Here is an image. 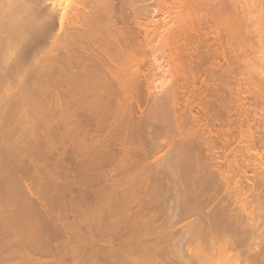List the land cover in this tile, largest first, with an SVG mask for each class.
Segmentation results:
<instances>
[{
    "label": "bare ground",
    "instance_id": "obj_1",
    "mask_svg": "<svg viewBox=\"0 0 264 264\" xmlns=\"http://www.w3.org/2000/svg\"><path fill=\"white\" fill-rule=\"evenodd\" d=\"M109 1L0 0V264H264V0L221 69L201 0Z\"/></svg>",
    "mask_w": 264,
    "mask_h": 264
},
{
    "label": "rangeland",
    "instance_id": "obj_2",
    "mask_svg": "<svg viewBox=\"0 0 264 264\" xmlns=\"http://www.w3.org/2000/svg\"><path fill=\"white\" fill-rule=\"evenodd\" d=\"M209 1H210V0H206V1L204 0V2H202V0L199 1V4H200V5H199V4H198L199 6L197 5L199 12H198V10H197V7H196V9H195V15H199V14H197V13H200V15L198 16V17H199V22H198V23H199V24H198L199 26L196 24L197 22H195V24H193V26H192V31H195V28H193V27H195L194 25H196V28H197V29H196V30H197L196 32H197L198 36L200 35V36H199V39H200V37H201L202 39H200V40H201V41L203 40V41L205 42V43H203V44H201V42H200V44H199V45H202L201 47H203V48H201V47H200V48L197 47L196 44H191V43H192V42H190L191 38H192V40H195L194 37H196L197 34L194 35L195 32H192V34H191L190 31H187V37L190 36V35L188 34V33H190V34H191V36H190L191 38H187V37L185 38L186 33H184V37L182 36V35H183V34H182V35L180 36L179 43H178V44H179V48H183V49H185V48H186V49H188V48H192V51H193V49H194V51H195V48L197 47V48H196V51H195V52H194V51H193V52L191 51V52H192V53H191V52H190V49H188L189 51H187V50H182V49L180 50V49H179V50H180V53H179V54H180L181 57L183 56L182 58H185V57L189 56L190 53H191V55L195 56L196 52L199 51V50L197 51V49H198V48H199L200 50L202 49L203 52H204V51L207 52V53H205V54H207V55L209 54V55H208V57H209V58H208V59H209V62H211L212 65H213V62H214L215 66H216L215 69H217L218 64H219L218 68L220 67V69H221V66H220V65H222L223 62H222V60H221V59H222V56H221V55H222V52L220 51V49H221V50L223 49V44H222V40H223L222 38H223V37H221V40H219V39H220V30H221V27H220L219 25H218V26H219V27H218V26L215 24V21H214V20H216V19H215V18H216V15H218L216 12H218L219 15H221V13H222V9H221V8L223 7V5H222L223 2H222V0H216V1H215V0H212V2H209ZM214 1H215V2H214ZM220 1H221V2H220ZM223 1H224V0H223ZM109 2H110V3L112 2V5L115 4V5H114L115 7H113L112 5H110V6H112L113 8H116V5L118 4V5H117V8H116V14H115V15L117 16V19H119V16H118V14H117V13H118L117 11L119 10L118 8L120 7L121 10H122V9H125V10L122 11V15H123V16H122L121 20L118 21L117 19H115V21L117 20V23H116V26H115V27H116L117 29H118V28L120 29V30H118V31H121V29H122L123 32H128V31L131 32V30H132V32H133V31H134V27H133V29H132V27H131V28H130L131 30H127V29L129 28V26H130V21H129L130 19H129V16H127V14H128V15H130V14H129L128 9L126 10V8H127V7L125 6V5L127 4V3L125 4L126 1H124V0H110ZM114 2H115V3H114ZM201 2H202V3H201ZM113 3H114V4H113ZM217 3H218V4H217ZM209 4H210V5H209ZM219 4H220L221 7L218 6ZM118 6H119V7H118ZM127 6H128V5H127ZM202 6H203V8H202ZM211 6H212V7H211ZM216 6H217V11H215V10H216V9H215ZM125 7H126V8H125ZM201 8H202V9H201ZM218 8H219V9H218ZM207 9H208V10H207ZM210 9H211V10H210ZM203 10H204V11H203ZM206 10H207V11H206ZM125 11L128 12V13L126 14ZM205 11H206V12H205ZM209 12H210V13H209ZM214 12L216 13V15H215ZM112 13H115V11L112 12ZM213 13H214V14H213ZM124 14H125V15H124ZM203 15H204V16H203ZM211 15H212V16H211ZM116 16H114V17L116 18ZM124 16H125V17H124ZM126 17H127V19H126ZM200 17H201V18H200ZM212 17H213V19H211ZM217 17H219V16H217ZM203 18H204L203 22H200V21H202ZM122 19H123V20H122ZM124 19H125V20H124ZM210 20H211V21H210ZM128 21H129V22H128ZM124 22H125V24H124ZM211 22H212V23H211ZM202 23H203V24H202ZM213 23H214L215 25H214ZM117 24H120V25H117ZM200 24H201V27H200ZM127 25H128V26H127ZM204 25L207 26V27H205ZM210 25H211V27H210ZM123 26H124V27H123ZM131 26H132V25H131ZM197 26H198V27H197ZM212 26H215V27L217 28V30H215V27L212 28ZM125 27H126V29H125ZM208 27H210L211 30H208V29H210V28H208ZM199 28H200L201 30H200ZM218 28H220V29H218ZM123 29H124L125 31H124ZM187 29H188V28H187ZM189 29H190V27H189ZM199 30H200V31H199ZM218 30H219V31H218ZM205 31H206V32H205ZM207 31H208V32H207ZM211 31H212V32H214V31H218L219 34H217L218 32H215V37H214V33H212ZM199 32H200L201 34H199ZM204 32H205V33H204ZM209 32H210V33H209ZM206 33H207V34H206ZM208 33H209V34H208ZM205 34H206V35H205ZM211 34H212V35H211ZM188 35H189V36H188ZM192 35H194V37H193ZM207 35L210 36V38H209ZM217 35H218V36H217ZM198 36H197V37H198ZM221 36H223V35L221 34ZM181 37H182L183 39L185 38V40L189 41L190 44H189L188 42H185V44L187 43V44H186L187 47L185 46L184 43H183V44H184L185 47L182 46V45H180L181 42H182V41L180 42V40H182ZM197 37H196V38H197ZM216 37H217L218 40L216 39ZM208 38H209V39H208ZM188 39H190V40H188ZM204 39H205V40H204ZM185 40H183V42H184ZM207 40H208V41H207ZM213 40H214V41H213ZM216 40H217V41H216ZM203 41H202V42H203ZM218 41H220L221 43H219ZM193 43H195V42L193 41ZM217 43H218V44H217ZM214 44H215V45H214ZM190 45H192V47H189ZM194 45H196V47H195ZM221 45H222V47L220 48L219 46H221ZM180 46H182V47H180ZM213 46H216V47H213ZM193 47H194V48H193ZM209 47H210V48H209ZM208 48H209V49H208ZM214 48H215V49H214ZM218 48H219V49H218ZM213 49H214V50H213ZM179 50H178V52H179ZM184 51H185V52H184ZM208 51H209V52L211 51V52L208 53ZM219 51H220V53H219ZM182 52H183L184 54H183ZM186 52H187V54H188V52H189V54H188V55L185 54ZM214 52H215V54H214ZM194 53H195V54H194ZM218 54H219V56H218ZM191 55H190L189 57H190L191 59H194V57L191 56ZM189 57H187V58H185V59L188 60ZM213 57H214V58H213ZM215 57H216V58H215ZM217 57H218V59H217ZM220 57H221V58H220ZM213 59H214V61H213ZM216 59H217V60H216ZM210 60H211V61H210ZM215 60L218 61V63H217ZM219 60H220V61H219ZM183 62L187 63L186 60H184ZM219 62H220V63H219ZM221 62H222V63H221ZM185 63H183V64H185ZM216 63H217V65H216ZM215 66H214V67H215ZM214 67H213V68H214ZM222 67H223V66H222ZM220 69H219V70H220ZM207 78H208V77H207ZM198 79H201V78H198ZM198 79L195 80V83H196V84H198V82L200 83L202 80H205L206 78L204 77V79H201L200 81H199ZM208 79H209V78H208ZM208 79H206V80H208ZM206 80H205V81H206ZM197 81H198V82H197ZM205 81H204V82H205ZM206 82H207V81H206ZM189 83H190V85H189V87H190L191 84H193V83H191V82H189ZM198 85H199V84H198ZM193 86H194V85H193ZM199 86H200V85H199ZM187 87H188V83H187ZM189 87H188V88H189ZM191 87H192V86H191ZM191 87H190V88H191ZM188 88H186V89H187V90H191L190 88H189V89H188ZM184 89H185V87H184ZM186 89H185V91H187ZM140 106H141V105H140ZM140 108L143 109V107H140ZM141 109H139V110H141ZM41 153H42V152H41ZM43 157H44V156H43ZM48 157L50 158V156H48ZM47 165H48V166H52L51 163H48ZM72 192H73V196H74L75 198H77V199L80 198V196H79V192L77 191V189H76V190L73 189ZM64 197L67 199L66 194H64ZM90 200H92L91 197H88L87 195H83V198H82L81 201H86V202L89 201V202H90ZM76 201H77V200H76ZM92 201H93V200H92ZM158 210H160V209H158ZM160 211H161V210H160ZM46 229L50 232V234H53L51 228L46 227Z\"/></svg>",
    "mask_w": 264,
    "mask_h": 264
}]
</instances>
